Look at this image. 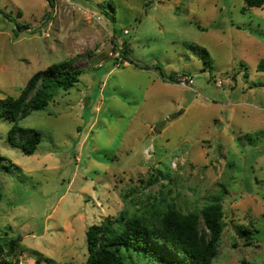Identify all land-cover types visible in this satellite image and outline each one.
I'll use <instances>...</instances> for the list:
<instances>
[{"label":"rangeland","instance_id":"1","mask_svg":"<svg viewBox=\"0 0 264 264\" xmlns=\"http://www.w3.org/2000/svg\"><path fill=\"white\" fill-rule=\"evenodd\" d=\"M243 6L0 0V99L53 64L81 70L19 122L41 133L33 155L8 143L0 118V264H84L86 229L121 212L154 222L172 208L196 214L207 235L200 212L217 195L224 228L211 264H264V6ZM118 42L137 67L114 60Z\"/></svg>","mask_w":264,"mask_h":264},{"label":"trees","instance_id":"2","mask_svg":"<svg viewBox=\"0 0 264 264\" xmlns=\"http://www.w3.org/2000/svg\"><path fill=\"white\" fill-rule=\"evenodd\" d=\"M243 2L242 12L264 6V0ZM125 44L123 42L122 59L137 67L131 60H127ZM192 47L199 52L203 64H207L206 50ZM80 75L81 70L72 68L69 63L53 64L33 74L18 97L0 99V118L11 125L7 131L8 143L24 155H33L41 142V133L21 127L19 122L32 112L44 111L55 93L72 89ZM158 75L163 81H176L172 74L165 75L159 70ZM3 168L7 169L5 166ZM1 198L0 187V201ZM220 199V195L214 196L211 203L200 212L208 233L203 236L197 228L196 214L184 215L173 208L162 213L156 222L150 218L128 217L123 212L118 217H106L85 231L87 256L84 264H126L124 257L118 253L120 249L140 251L166 264H211L217 255L218 241L224 228ZM237 233L247 243L250 241L251 238L244 230L239 229ZM8 245L12 249L17 241L10 240Z\"/></svg>","mask_w":264,"mask_h":264},{"label":"built area","instance_id":"3","mask_svg":"<svg viewBox=\"0 0 264 264\" xmlns=\"http://www.w3.org/2000/svg\"><path fill=\"white\" fill-rule=\"evenodd\" d=\"M124 33L128 34L127 31H124ZM118 43H119L118 50L113 53L114 60H116L118 62H124L125 63V61L122 59V56H121L123 42H118ZM184 77L187 78L186 76H184ZM184 77H183V81H185ZM180 80H181V78H180ZM153 151H154L153 146L149 145L143 150V153L146 156H151ZM176 166H177V159H175L174 161L171 162V167L176 168Z\"/></svg>","mask_w":264,"mask_h":264},{"label":"water","instance_id":"4","mask_svg":"<svg viewBox=\"0 0 264 264\" xmlns=\"http://www.w3.org/2000/svg\"><path fill=\"white\" fill-rule=\"evenodd\" d=\"M179 114H181V112H179Z\"/></svg>","mask_w":264,"mask_h":264}]
</instances>
